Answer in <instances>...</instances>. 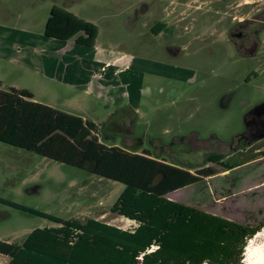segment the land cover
<instances>
[{
    "label": "rangeland",
    "instance_id": "1",
    "mask_svg": "<svg viewBox=\"0 0 264 264\" xmlns=\"http://www.w3.org/2000/svg\"><path fill=\"white\" fill-rule=\"evenodd\" d=\"M54 6L96 25L95 47L45 37ZM255 16L264 19V0H0L1 89L30 90L34 102L99 125L131 109L117 146L140 153L134 138L142 136L143 148L161 160L195 175L214 173L168 199L264 225V139L237 138L245 116L264 104V46L253 60L225 40L233 23ZM155 23L172 31L155 36ZM174 46L182 50L178 57L166 50ZM253 72L259 77L247 83ZM211 154L236 168L209 162ZM123 190L0 142L1 198L64 220L93 218L134 230L135 222L111 212ZM57 226L0 203V241L22 243L34 229ZM9 260L0 255V264Z\"/></svg>",
    "mask_w": 264,
    "mask_h": 264
},
{
    "label": "trees",
    "instance_id": "2",
    "mask_svg": "<svg viewBox=\"0 0 264 264\" xmlns=\"http://www.w3.org/2000/svg\"><path fill=\"white\" fill-rule=\"evenodd\" d=\"M44 35L94 47L98 28L54 6ZM1 87L0 142L123 184L111 212L137 224L134 230H124L93 218L64 220L0 197L3 205L58 225L34 229L22 243L0 241V255L10 258L8 264H240L246 238L263 228L168 199L175 191L200 186L203 177L214 173L195 175L161 160L143 148L142 136L134 138L140 153L117 146L129 114H135L131 109L99 125L34 102L30 90ZM223 167L228 171L236 166L226 162Z\"/></svg>",
    "mask_w": 264,
    "mask_h": 264
},
{
    "label": "flooded vegetation",
    "instance_id": "3",
    "mask_svg": "<svg viewBox=\"0 0 264 264\" xmlns=\"http://www.w3.org/2000/svg\"><path fill=\"white\" fill-rule=\"evenodd\" d=\"M263 28L264 19L259 20V16H255L254 20L236 21L233 23L230 31L227 33V39L225 40L228 42V44L233 45L238 55L242 56L243 58H251L254 60L257 57H263L262 48L264 46V42L260 38ZM154 30L157 31L154 32ZM151 31L155 36H160L165 32L168 34L172 31V29L168 28L163 23H155L151 28ZM166 50L173 57H178L182 52L180 48H176L175 46L168 47ZM249 76L250 77H248L246 80L247 83H249L250 79L252 78H258L259 74H257V72H253ZM230 96L232 95H227L226 98L229 99ZM237 136V138H239L238 144H247L264 139V104L256 105L250 110V112L245 116L244 131ZM218 155L219 154L209 155V162L223 166L225 163L222 161L223 159L219 161L212 159Z\"/></svg>",
    "mask_w": 264,
    "mask_h": 264
},
{
    "label": "clouds",
    "instance_id": "4",
    "mask_svg": "<svg viewBox=\"0 0 264 264\" xmlns=\"http://www.w3.org/2000/svg\"><path fill=\"white\" fill-rule=\"evenodd\" d=\"M261 238H264V230H261L255 238H246L247 243L242 252L240 264H264V243H257ZM204 264L209 262L205 261Z\"/></svg>",
    "mask_w": 264,
    "mask_h": 264
},
{
    "label": "crops",
    "instance_id": "5",
    "mask_svg": "<svg viewBox=\"0 0 264 264\" xmlns=\"http://www.w3.org/2000/svg\"><path fill=\"white\" fill-rule=\"evenodd\" d=\"M51 39V38H50ZM55 40V39H54ZM58 41H60V40H58ZM63 42H69V41H63ZM76 43V42H75ZM77 44V43H76ZM77 45H79V44H77ZM79 46H82V45H79ZM84 47H87V46H84ZM95 47V46H94ZM89 48H93V47H89ZM98 63V62H97ZM100 63V62H99ZM160 66V65H159ZM170 66V65H169ZM102 67V66H101ZM171 67H173V66H171ZM134 110H135V108H134ZM135 112H136V110H135Z\"/></svg>",
    "mask_w": 264,
    "mask_h": 264
},
{
    "label": "bare ground",
    "instance_id": "6",
    "mask_svg": "<svg viewBox=\"0 0 264 264\" xmlns=\"http://www.w3.org/2000/svg\"><path fill=\"white\" fill-rule=\"evenodd\" d=\"M264 240V239H263ZM264 243V242H263Z\"/></svg>",
    "mask_w": 264,
    "mask_h": 264
}]
</instances>
